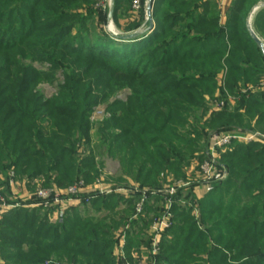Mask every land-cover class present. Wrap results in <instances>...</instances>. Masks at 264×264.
I'll use <instances>...</instances> for the list:
<instances>
[{
    "label": "trees",
    "instance_id": "16d2710c",
    "mask_svg": "<svg viewBox=\"0 0 264 264\" xmlns=\"http://www.w3.org/2000/svg\"><path fill=\"white\" fill-rule=\"evenodd\" d=\"M131 1L115 0L114 18ZM260 1L233 0L221 23L212 0H155L152 33L125 40L104 31L92 40L83 28L69 37L89 19L78 10L91 11L95 0H0V189L10 191L12 173L21 180L42 178L44 187L93 184L104 167L100 149L142 185L158 187L166 170L182 177L196 158L199 168L211 135L264 133V56L247 28L248 14ZM30 10L44 23L33 25L26 42L18 34L28 31L22 26ZM253 25L264 39V9ZM26 56L63 71L57 96L35 91L50 74L35 75L21 63ZM90 85L132 91L126 102L111 104L119 114L97 129L103 134L98 161L87 146L96 105ZM104 91L99 101L108 96ZM208 101L224 106L206 116ZM219 157L228 176L198 200L197 216L193 208L172 204L157 264H264V144L235 140ZM92 195L82 197L83 212L67 209L54 223L52 210L43 212V206L6 212L0 219V264H129L131 250L148 248L150 240L130 237L116 255L114 216L122 198Z\"/></svg>",
    "mask_w": 264,
    "mask_h": 264
},
{
    "label": "crops",
    "instance_id": "0c3cea01",
    "mask_svg": "<svg viewBox=\"0 0 264 264\" xmlns=\"http://www.w3.org/2000/svg\"><path fill=\"white\" fill-rule=\"evenodd\" d=\"M212 1L217 3L220 11V22L224 23L226 21L227 11L233 0ZM219 78L220 83H223V73L219 75ZM252 88L253 86L251 85L243 91ZM228 101L231 105H235L236 100L234 97H229ZM237 131L240 133H244L245 135L254 132H261L259 130H255L252 132L241 130ZM214 135L210 136L209 141L212 140V137ZM231 143H233V141ZM230 145L231 144L227 145L221 150L224 152ZM106 156L110 157L108 154H106ZM112 159L119 162V174L114 176V178H109L110 181L108 182L103 177V167L100 177L96 179L93 184L86 185L85 183L83 191L80 192L77 197L69 196L65 192L66 188H59L57 186L46 187L53 190L56 195L61 198L62 201L54 205L53 207H50L53 212V216H50V220L52 223H54L55 219L56 222L57 220H59L60 215L65 210L71 208H78L79 210H81V212H83L85 204L82 203V197L85 194H94L91 197L95 196V194H118L122 199H120V203L115 211L116 215L114 216V221H116L118 224L114 232L117 240H120L121 246H123L122 244L125 242V240H128L130 237L134 238L135 240H150V245L148 246V248L147 246H142L139 251L133 248L131 252L132 256L138 253L141 256L140 260H153L154 255H156L160 250L159 244L164 238L168 229L171 227L174 217L172 212L173 207L171 206L172 216L167 220L168 226L163 227L161 230H158V225H156L155 222L162 219V217L165 215L168 208V198L171 197L172 200L176 202V204H180L186 207L192 203H197L198 200L207 195V193H209L213 189L214 184L212 185V188L209 189L208 184L199 182V168H196L198 166L197 158L189 166L184 167L185 175L182 177H178L174 172L170 170H166L165 172H163L160 175L161 182L158 187L151 185H142L140 182L126 173L121 161L118 158ZM27 179L28 178L21 180L19 178H14V174L12 173L10 182L11 192L9 195H7V197L13 198V200H11L13 202H1L0 219L6 212L11 210L14 205H19L22 202L26 204L25 207L27 208L41 207L37 205L38 201L40 200L37 196V192H33V190H31L30 186L32 184ZM35 181L40 183L38 179H36ZM172 188H174V190L171 192ZM16 189H18V191ZM188 190L191 191V197L189 198L187 194ZM142 201L144 202V206L142 208L143 211L141 213H138V205ZM194 213L198 215V207L194 209ZM155 247L157 251L154 253L153 249H155Z\"/></svg>",
    "mask_w": 264,
    "mask_h": 264
},
{
    "label": "rangeland",
    "instance_id": "374dc122",
    "mask_svg": "<svg viewBox=\"0 0 264 264\" xmlns=\"http://www.w3.org/2000/svg\"><path fill=\"white\" fill-rule=\"evenodd\" d=\"M12 3H13V1H12ZM145 5H146V0H132L129 3V5H125L123 3L122 5L119 6L120 9L117 12V17L114 18V13H115L114 12L115 11V0H114L113 18H112V23H110L109 12H110L111 0H95V2L91 5V8H92L91 11L88 7L78 10L81 13L79 16L84 14V15H87L89 17V19H88L87 23H85L84 27H83V25H81V27L78 26L76 29H74L72 32V35H70L69 38H73L75 35L80 36V34H82L84 32V33H87L88 39L93 40L98 35L103 33L104 31L110 32V30L112 32L118 33V34H130V33L136 32L138 30L139 31L143 30V32L140 35L152 33V31L155 29V22L153 20V27L151 29H149L148 28L149 23L146 19V15H145ZM30 13H31L30 18H29V16L24 17L25 22L22 26V28L24 30L29 28L28 31L26 33L22 32V34H20V33L18 34V35L22 36L23 40H26V42L30 41L27 38V36L30 32L32 33L33 25L34 24L39 25L41 22L44 23L43 19H41V18H43L42 15H39L36 11H32V10H30ZM79 19H80V17H78L76 19L72 18V21L76 22ZM29 21H31V25H28ZM82 28L84 30L83 32L81 31ZM16 33H17V31L14 34H16ZM10 36H12L11 39H13L14 35L10 34ZM2 38H5V36ZM125 40H130V39H125ZM21 63L24 66L33 67L35 69V73H34L35 75L39 74V73H41V74L49 73L50 74L48 79H45V78L41 79L37 83L35 91H37L38 93L43 95L45 98H50L52 96H57L59 94L60 88L62 87V85L64 83V73L62 70L52 71L53 67L51 66V64L45 60L40 61L38 59V57L30 58V57L26 56V58H21ZM88 78L90 79V77H88ZM89 89H90L89 92L91 93L90 95L93 96V97H91V100H93V102H96V105L93 106L92 111L90 113V122H91L92 127H93V130H92L93 136H92V142L87 146L89 148L88 153L93 149H94V152L96 151L95 158H96V161H98V160H100V157L98 156V153H97L99 149L96 146H99V143L102 141L103 134L102 133L98 134L97 129L99 127H101L103 124H107L110 121V119L112 118V116H114V115L116 116L119 114L118 110L111 108V104H113L116 100H119V101L121 100L123 102H126L128 95L131 94L132 91L129 87H126V88L124 87L122 89L112 91V92L107 91V90H105V91L103 90L106 94H108V96L107 97L105 96L106 98L99 101L98 98H99L100 94H103V91L101 90L99 85L98 86L97 85L96 86L90 85ZM223 106H224L223 103L218 106V103L213 104L210 101H208L207 102V110H206L205 115L209 116L210 114H216L218 112V108L221 109ZM192 130L193 129L191 127L188 128L187 134H190ZM231 132L240 133L238 131H231ZM240 134L245 135L244 133H240ZM196 135H197V133H196ZM184 137L188 140H192L193 142H199L198 139L196 138V136H194V135H191V136L187 135ZM236 141L241 142V143H245V144L255 142V141H248L247 142V141L238 140V139H236ZM256 143H259V142H256ZM209 144H210V142H209ZM100 152H101V157H102L101 160L104 163L103 177L109 182L110 181L109 178H112V177L114 178V176L119 174L120 165H119V162L117 160H114L111 157L106 156V153H103V151L101 149H100ZM225 152H227V149L225 150ZM219 163L221 164L220 157H219ZM41 179L42 178H38L39 181ZM35 180L36 179H34V180L31 179L29 181L32 184L30 187H31V190H33V192L34 191L37 192V190L40 187L46 188V187L42 186L41 182L38 183ZM47 189H49V188H47ZM16 190L18 191V189H16ZM10 192H11V190L9 192H5V190L1 188L0 189V201L2 200V201H6V202H13V201H11V200H13V198L7 197V195H9ZM25 205L26 204L22 202L19 205H14V207L12 209L19 208V207L20 208L25 207ZM186 207L187 208H193V210L198 207V210H199V206L197 203H192ZM48 208H50V207H48ZM44 210H46L45 207L43 208V212H45ZM193 215L197 216L196 213H194ZM50 216H53V215L50 214ZM54 222H55V219H54ZM122 245H124V243ZM121 247L122 246L119 244H118V246H116V248L114 250L116 255L122 254L120 252ZM131 257H132V261L130 263L128 262L129 264H157V261L154 258H153L154 260H152V261H146V259L140 260L141 256L138 253L131 256ZM0 262H3V261L0 259Z\"/></svg>",
    "mask_w": 264,
    "mask_h": 264
},
{
    "label": "built area",
    "instance_id": "2783aa9c",
    "mask_svg": "<svg viewBox=\"0 0 264 264\" xmlns=\"http://www.w3.org/2000/svg\"><path fill=\"white\" fill-rule=\"evenodd\" d=\"M243 140V141H255V142H261L264 144V133L261 132H254L249 133L247 135H243L236 132H228V133H220L215 134L212 137V140L209 144V152L207 153V158L200 164L199 167V182L208 184L209 189L212 188V185L224 180L228 176V172L224 170L220 163H219V150L223 149L227 145L231 144L234 140ZM85 186V183L83 181L75 182L74 184L68 186L65 189V192L69 196H78L80 192L83 191ZM174 190V188L171 189V192ZM37 196L40 199L38 201L39 206H43L45 208L53 207L54 205L62 202L61 198L56 195V193L47 188H39L37 190ZM88 199H86L87 201ZM2 200L0 201L1 204ZM174 203V200L172 198H168L167 204L168 208L165 213V215L162 217V219L156 221V225H158V230H161L163 227L168 226L167 220L172 216L171 214V206ZM144 202H140L138 205V213H141L143 211ZM157 251L156 247L153 249V252L155 253Z\"/></svg>",
    "mask_w": 264,
    "mask_h": 264
},
{
    "label": "water",
    "instance_id": "95a60500",
    "mask_svg": "<svg viewBox=\"0 0 264 264\" xmlns=\"http://www.w3.org/2000/svg\"><path fill=\"white\" fill-rule=\"evenodd\" d=\"M154 1L155 0H146V5H145V15H146V19L149 23L148 28L151 29L153 27V8H154ZM264 9V0L258 2L249 12L248 17H247V28L248 31L252 37V39L254 40V42L257 44V46L259 47V49L261 50L263 56H264V39H262L259 34L255 31L254 29V18L256 16V14L260 11ZM113 11H114V0L111 1V6H110V12H109V21L110 23H112V18H113ZM110 32L114 35L117 36L121 39H133L138 37L143 30H138L134 33H130V34H118V33H114L110 30Z\"/></svg>",
    "mask_w": 264,
    "mask_h": 264
},
{
    "label": "bare ground",
    "instance_id": "6f19581e",
    "mask_svg": "<svg viewBox=\"0 0 264 264\" xmlns=\"http://www.w3.org/2000/svg\"><path fill=\"white\" fill-rule=\"evenodd\" d=\"M112 1V0H111Z\"/></svg>",
    "mask_w": 264,
    "mask_h": 264
}]
</instances>
